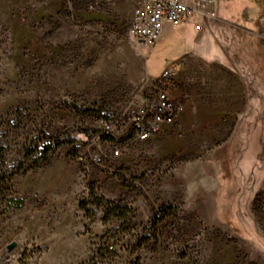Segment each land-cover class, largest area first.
<instances>
[{"label":"rangeland","instance_id":"1","mask_svg":"<svg viewBox=\"0 0 264 264\" xmlns=\"http://www.w3.org/2000/svg\"><path fill=\"white\" fill-rule=\"evenodd\" d=\"M202 1L225 67L139 142L124 121L183 27L145 46L132 1L0 0V264H264L260 6Z\"/></svg>","mask_w":264,"mask_h":264},{"label":"built area","instance_id":"2","mask_svg":"<svg viewBox=\"0 0 264 264\" xmlns=\"http://www.w3.org/2000/svg\"><path fill=\"white\" fill-rule=\"evenodd\" d=\"M132 1L134 12L129 27V34L145 46H154L161 38L167 25L181 26L205 10L202 0L196 4L188 0H125ZM205 18H215L212 11H208ZM264 24V10L259 16ZM199 30L201 26L197 27ZM175 74L167 67L157 79L151 83L154 86V100L147 104H137L128 112L125 123L136 141L144 142L162 132L164 127L174 125L182 111L180 101L173 99L170 87L174 84ZM127 126V124H126ZM120 149L116 148L114 155L118 156Z\"/></svg>","mask_w":264,"mask_h":264},{"label":"crops","instance_id":"3","mask_svg":"<svg viewBox=\"0 0 264 264\" xmlns=\"http://www.w3.org/2000/svg\"><path fill=\"white\" fill-rule=\"evenodd\" d=\"M188 1L193 4L192 0ZM252 3L255 6H260V13L264 10V1L260 3L258 0H251ZM240 10L239 22L244 25H254L250 20L249 11L242 8ZM257 22H260L259 18ZM198 23H200V19L196 15L190 22L178 26L184 29L186 46L178 58L169 61L166 65L175 74L174 84L170 87V94L173 99L182 103V107L185 104V108L199 85L202 84V81L209 79L208 72L213 67H225L219 57H217L220 53L213 46L212 40L215 36V31H212V28L207 31L209 22L199 30L197 28L200 26ZM252 33L256 32L253 31Z\"/></svg>","mask_w":264,"mask_h":264},{"label":"trees","instance_id":"4","mask_svg":"<svg viewBox=\"0 0 264 264\" xmlns=\"http://www.w3.org/2000/svg\"><path fill=\"white\" fill-rule=\"evenodd\" d=\"M73 140L67 139H61V138H52L50 139L49 146L45 149V156L47 157L50 151L56 150L65 144L72 143Z\"/></svg>","mask_w":264,"mask_h":264}]
</instances>
